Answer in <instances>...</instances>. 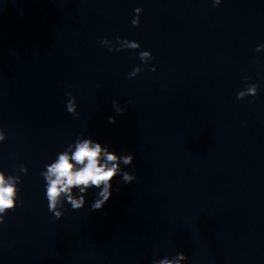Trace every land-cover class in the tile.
<instances>
[{"label": "water", "instance_id": "95a60500", "mask_svg": "<svg viewBox=\"0 0 264 264\" xmlns=\"http://www.w3.org/2000/svg\"><path fill=\"white\" fill-rule=\"evenodd\" d=\"M117 36L141 47L100 44ZM260 44L264 0H0V170L21 176L23 200L0 224V264H152L180 251L183 264H264ZM250 83L258 94L238 99ZM81 134L134 153L121 167L137 179L117 176L98 210L91 188L54 219L41 172Z\"/></svg>", "mask_w": 264, "mask_h": 264}, {"label": "clouds", "instance_id": "9594fccd", "mask_svg": "<svg viewBox=\"0 0 264 264\" xmlns=\"http://www.w3.org/2000/svg\"><path fill=\"white\" fill-rule=\"evenodd\" d=\"M221 0H213V4L219 5ZM142 8H136V15L133 17L132 25L139 26L140 13ZM117 44L112 40L104 37L100 40L102 46H107L108 51H120L123 49H139L140 42L137 40H129L117 36ZM264 50V44L257 45L256 51ZM141 61L148 62L153 59L150 50H142L139 52ZM151 70L155 71V65L151 66ZM143 71L139 65L134 67L129 73V78L137 76ZM245 77V80H248ZM258 94V84L250 83L240 90L237 94L238 99L246 96L255 97ZM70 99L67 102V110L79 116L77 112L76 97L71 93H67ZM113 107L117 114H123L126 110L117 100L112 101ZM109 123H115L116 117L109 116ZM6 133L0 129V142L4 141ZM134 153L118 154L116 151L110 150V145L103 144L94 140L91 136L81 134L75 141L69 143L65 150L59 152L56 158L46 164L41 175L44 177L46 184V198L48 201V210L53 213L54 219H60L64 214L65 202L70 203L72 209H80L86 203V194L89 189L96 188V198L91 204L92 210H98L104 206L109 200L112 192V181L117 176H122L125 183H131L137 179L132 171H127L121 167L123 165H131L134 160ZM19 172L27 174L28 168L25 164L19 165ZM22 182L20 175H6L5 171L0 170V224L5 221L6 214L17 207L18 202L23 204L20 199V188L18 185ZM187 254L183 251L177 252L171 258L164 256L163 258L154 259L152 264H183L187 260Z\"/></svg>", "mask_w": 264, "mask_h": 264}]
</instances>
